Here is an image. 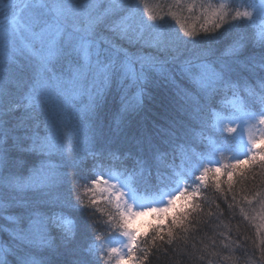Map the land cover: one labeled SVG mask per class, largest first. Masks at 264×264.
<instances>
[{
    "label": "snow or ice",
    "instance_id": "obj_1",
    "mask_svg": "<svg viewBox=\"0 0 264 264\" xmlns=\"http://www.w3.org/2000/svg\"><path fill=\"white\" fill-rule=\"evenodd\" d=\"M242 6L255 14L237 8L227 28L201 37L229 42L220 57L211 59L215 52L209 48L186 57L180 71L199 86L209 104L221 87H250L254 90L248 104L251 111L244 113L247 118L241 127L256 119L264 125V0ZM150 20L137 16L132 0H0V203L22 209L17 223H27L20 228L19 238L44 250L19 257L15 264H101L104 250L97 251L98 237L91 236L98 227L96 213L89 211L98 207V201L93 198L85 204L82 198L73 200L72 194L78 191L79 179L91 180L93 196L97 185L108 182L101 175L78 178L68 171L78 168L81 153L91 158L93 170L110 174L106 163L122 168L120 188L127 191L108 185L117 192L118 227L126 238L122 248L108 249L118 254L116 264H136L140 236L130 227L135 217L148 211L166 213L176 198L168 191L173 185L181 195L187 194L180 185L191 176L186 163L184 167L176 164V149L189 142L190 132L201 121L197 109L184 105L174 110L165 107L160 118L141 115L151 72L175 63L182 42L179 35L172 38L164 31L163 17L160 22L154 16ZM257 21L259 39L254 31H237ZM121 42L143 44L154 51L133 56ZM255 48L259 51L250 53ZM241 70L251 76L240 77ZM132 87L138 89L135 102L127 99ZM114 89L122 100L115 127L101 120L106 97ZM83 95L89 102L81 108L77 101ZM226 130L237 131L233 127ZM239 139L247 156L231 165L232 171L226 173L229 183L242 162L254 161L257 151L264 153V148L256 149L257 140L251 135L248 144L243 143V132ZM25 154H39L46 161L28 178L18 171L28 159ZM53 159L58 163L47 162ZM162 161L167 163L162 166ZM210 171L216 177L221 169L203 167L192 182L206 181ZM41 172L42 179L33 178ZM216 180L219 188V178ZM141 192L155 193L159 197L156 203H164L167 196V206L145 205ZM191 195L195 198L198 193ZM65 213L72 219L66 221ZM184 219L180 214L171 224L175 227ZM153 231L159 234L163 226L157 225ZM11 254L3 250L0 264H8ZM261 258L264 260V248ZM140 259L142 264L147 255Z\"/></svg>",
    "mask_w": 264,
    "mask_h": 264
},
{
    "label": "trees",
    "instance_id": "obj_2",
    "mask_svg": "<svg viewBox=\"0 0 264 264\" xmlns=\"http://www.w3.org/2000/svg\"><path fill=\"white\" fill-rule=\"evenodd\" d=\"M142 1L152 2L151 0ZM153 1L160 11H163L164 6L169 2L178 13L181 12L178 9L185 8L183 12L187 14L185 15L187 20L191 18L192 20L187 21L186 29H181L182 24L179 23L178 18L182 17L181 15L175 16L177 23H172L173 30L182 38L179 45L180 53H177L179 58L175 63L151 72V80L145 89L147 95L143 97L141 115L160 118L165 114V107L174 110L181 105L198 110L201 123L193 127L189 142L178 144L176 149V164L184 167L186 163L188 165L186 170L191 176V179L184 181L183 188L187 189L184 198L192 196L193 191H196L198 195L195 198L192 197L180 212L173 210L166 213L157 221L158 223L152 226L149 233L140 236L136 251L139 257L138 263L141 264L140 258L147 255V259L142 260V264H264L261 258V249L264 248L262 244L264 241V161L261 160V156L264 153L257 151L254 161L248 159L247 162H242L233 171L231 183H229L226 173L232 171L231 165L236 162L232 157L235 139L224 136L223 130L216 126V123L222 118H227L230 112H241L245 108L244 113L250 112L248 104L251 102L254 90L250 87L234 89L224 86L217 89L209 104L199 86L180 71V64L186 57L204 53L209 48L215 52V55L210 57L211 59L220 57L229 42L209 41L201 37L215 35L227 28L229 23H232L231 16L235 14L237 8L240 11L254 12L253 9L242 5L249 2L258 5L261 0ZM168 10L172 9L169 7ZM221 16L224 18L221 19ZM168 20L172 21L171 18ZM191 21H194L193 26ZM215 24H219V27H214ZM249 30L256 32L257 39H259V22H249L237 31L247 32ZM189 32L193 35L189 36ZM149 51L152 53L154 50H145L146 55L150 54ZM249 51L250 53L258 52L259 49ZM239 76L250 77L251 74L241 70ZM137 91L135 87L129 89L127 96L129 102H135ZM232 99H235L234 102L238 108H233ZM121 106V94L114 89L106 97L101 120L115 127ZM260 148H264V140L260 141L256 149ZM25 155L28 159L21 162L18 171L23 177L28 178L30 176L28 168L32 165L39 167L43 160L39 154ZM246 156L240 160L245 161ZM77 163L78 168L73 170L78 178L89 177L96 173V170H93L91 158H85V154L81 153L77 157ZM161 163L163 166L167 161ZM193 163L195 166L190 165ZM111 166L119 167L115 164ZM203 167L213 170L216 167L221 169L219 173H216V177L219 178V188L216 187L217 180L211 171L206 181L192 182ZM86 183L89 184L88 190ZM81 186L87 191L86 193L80 191ZM79 188L78 191L73 192V200L79 197L85 204L93 198L98 201V207L89 211L96 213L95 223L98 227L91 233V236L92 239L98 237L96 248L100 251L97 247V240L108 235L115 224L118 225V213L111 203L99 199L96 194L93 196V191L90 190L92 188L90 179H79ZM177 195H179L178 199L183 196L180 192H176ZM233 197H235L234 200ZM193 205L200 207L196 208ZM6 209L10 210L8 216L12 218L0 217L5 227L1 230L0 259L4 258L3 250L5 249L12 253L8 257V264H15L19 257L31 252H43V249L36 250L27 241L19 238L20 228L26 227L27 223L26 221L17 223L22 209L18 206ZM180 214H183L186 219L182 224L173 227L171 221L168 220ZM71 219L72 217L65 213V220ZM157 225L163 226V231L159 234L153 231ZM170 231L171 237L169 236ZM161 236L163 239L160 238ZM99 247L101 248L100 244ZM100 260L101 264H105L106 257L102 253Z\"/></svg>",
    "mask_w": 264,
    "mask_h": 264
},
{
    "label": "rangeland",
    "instance_id": "obj_3",
    "mask_svg": "<svg viewBox=\"0 0 264 264\" xmlns=\"http://www.w3.org/2000/svg\"><path fill=\"white\" fill-rule=\"evenodd\" d=\"M151 1L152 2H150V3L148 1L146 3H144V1H142V0H132V2L136 5L137 16L143 17L145 20H148L149 22H152L150 20V17H152V16L156 17V22H160L161 18L163 17L164 22H165L164 31L168 34V36H170L172 38H175L177 36L175 31L173 30L174 25H172L173 22L177 23L175 16L181 15V17H182V18H178L179 23L182 24V26H180L181 29H186L185 27L188 23L187 21L192 20L191 17H189L191 19L187 20V17H186L187 14L185 12H183L185 10V8L178 9L179 11H181L178 13V12H176V10H174L173 6L171 7V4L169 2L164 6V10L160 11L157 9L156 3L153 0H151ZM3 2L7 3L8 0H3ZM169 7L172 10H168ZM253 14H255V13L253 12ZM169 18H171L172 21L168 20ZM191 22H192V26H193L194 21H191ZM257 22H259V21H257ZM178 32L180 33L182 31H178ZM152 35H156V34L153 33ZM121 43H123V46L127 49L129 54L133 55V56H141V55L147 56L145 53V50L151 49V48H148L146 45H143V44H140V45L131 44L130 45L127 42H121ZM130 47L136 48V49H132ZM149 52L151 53V51H149ZM234 101H235V99H232L231 103H233ZM88 102H89V97L87 95H83L77 101V104L79 107L83 108L84 106H86L88 104ZM233 108L234 109L238 108L237 105L235 104V102L233 104ZM245 109H242L241 112H236V113L230 112L231 114L227 118H222L216 123L217 128H221L223 130L222 134L224 136H226L227 138L235 139L234 145L232 148V150H233L232 152L234 154L232 156L233 160L241 159L247 155V149H244L241 147V142L239 139L241 132H243V136H244L243 143H245V144L249 143V141H248L249 135H251L252 137H254L257 140L256 148L259 146V143L262 140L261 137L264 136V125H260L258 122V119L252 121L250 124H243V127H241V125L243 123V119L247 118L246 116H244V112H243ZM229 120H231L232 122L229 123ZM228 127L236 128L237 131L235 133H229L226 130ZM42 160H43V163L46 162L43 158H42ZM47 162L55 164V163H58V160L53 159V160L47 161ZM42 164L39 167H38V165H35V166L32 165L31 167H29L28 170H29L30 176H32L33 170L41 169ZM190 165L195 166L194 163L190 164ZM105 168L106 169L111 168V173L109 174L107 171L101 172L100 170H96L95 175H101L103 177V179L106 180L108 183H107V185H105V184L97 185L94 191H95L96 196L99 199L111 203L117 210V199H116L117 192H116V190L109 187L108 185H115V189H118L120 192H126L127 191V189H121L120 188V183L124 179V177L120 176L122 168L121 167H113L109 164H106ZM68 171L74 172L75 170L69 169ZM43 175H44V173L41 172L40 175L35 176L33 178L36 180H40L43 178ZM183 185H184V181L181 182V185H180L181 188H183ZM88 187H89V184L86 183V189L87 190H88ZM79 189L81 192L82 191L85 193L87 192L82 186ZM168 191L174 192L176 198L173 200L172 205L168 207V211L166 213H168L169 211H173V210L176 212H180L181 210H183V208L186 206V204L190 201V199H192V196H189V198H188V196H187V198L186 197L184 198V195L178 199L179 195L176 196L177 191H175V185H173L170 189H168ZM0 199H2V198H0ZM124 199H126V197L121 199L119 202L121 207L123 206ZM140 199L145 205H151L152 207H158L159 208V207L167 206L168 197L167 196L164 197V203H156V201L159 200V197L155 193L141 192L140 193ZM9 213H10V210H7L3 206V203H0V217L4 218V219L6 217L12 218L11 216H8ZM166 213L161 214L160 212L148 211L145 215L135 217V219H133L131 221L130 227L136 229L139 236L144 235L146 233H149V231H151V229H152V226L155 223H158L157 221H159L161 217L163 218ZM168 221H171V219ZM3 229H5V227L2 224V222L0 221V238H2L1 230H3ZM125 242H126V238L120 234V229H119L118 225H116V224L114 225L113 228H111V231L109 232L108 235H106L104 238H99V240H97V247L99 248V250L101 248L104 250L101 253L104 254L106 257L105 264H116L118 254L110 253V252H108V249L110 247L122 248L123 243H125ZM98 243L100 244L101 248L99 247ZM124 251L126 252V249H124ZM134 256L137 258L136 264H139L138 263L139 257H138V255H136V252L134 253ZM126 264H133V262L127 261Z\"/></svg>",
    "mask_w": 264,
    "mask_h": 264
}]
</instances>
